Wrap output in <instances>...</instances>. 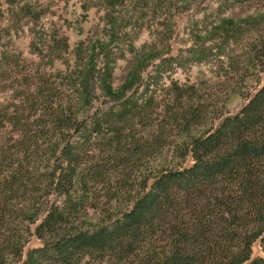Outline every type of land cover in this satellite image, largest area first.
<instances>
[{
  "label": "trees",
  "instance_id": "trees-1",
  "mask_svg": "<svg viewBox=\"0 0 264 264\" xmlns=\"http://www.w3.org/2000/svg\"><path fill=\"white\" fill-rule=\"evenodd\" d=\"M258 34L247 47L264 74ZM18 76L20 106L0 115V264H264L252 256L257 241L264 252V84L144 173L126 133L75 141L87 126L77 102L37 69ZM98 177L119 213L91 227L76 197ZM34 235L43 245L24 258Z\"/></svg>",
  "mask_w": 264,
  "mask_h": 264
},
{
  "label": "rangeland",
  "instance_id": "rangeland-1",
  "mask_svg": "<svg viewBox=\"0 0 264 264\" xmlns=\"http://www.w3.org/2000/svg\"><path fill=\"white\" fill-rule=\"evenodd\" d=\"M257 33L264 0H0V115L20 106L19 71L37 69L77 102L87 126L75 141L126 133L147 173L264 84L247 47ZM89 191L76 199L91 227L119 213L111 180ZM42 245L31 237L24 258ZM252 256L264 257L259 241Z\"/></svg>",
  "mask_w": 264,
  "mask_h": 264
}]
</instances>
